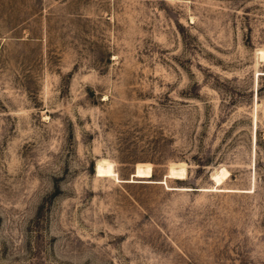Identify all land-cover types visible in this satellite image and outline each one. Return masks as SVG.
<instances>
[{
  "label": "rangeland",
  "instance_id": "rangeland-1",
  "mask_svg": "<svg viewBox=\"0 0 264 264\" xmlns=\"http://www.w3.org/2000/svg\"><path fill=\"white\" fill-rule=\"evenodd\" d=\"M260 48L264 0H0V264H264Z\"/></svg>",
  "mask_w": 264,
  "mask_h": 264
},
{
  "label": "bare ground",
  "instance_id": "bare-ground-1",
  "mask_svg": "<svg viewBox=\"0 0 264 264\" xmlns=\"http://www.w3.org/2000/svg\"><path fill=\"white\" fill-rule=\"evenodd\" d=\"M258 57L260 59L264 60V48H260L258 50ZM180 165L181 166H177L175 164L172 165L170 172L167 175V177H176V178H180V179L185 178L187 167L185 168L184 165H182V164H180ZM96 174H97V176H110V177L115 176V177H118V174L114 168L113 162H110L107 159H102L98 162V164L96 166ZM229 175H230V172L226 168L222 167L220 170L217 169L212 174V180H214L216 184L212 188H208V189L216 190V191L223 190L221 188V185ZM152 177H153L152 165L149 163H139L137 165L136 170H135L133 179L131 178L128 180H123V181H126V182L149 181V182L167 184V180L156 181V180H152ZM135 178H141V179H145V180H136ZM119 180H121V179H119ZM181 189H191V188L190 187H183Z\"/></svg>",
  "mask_w": 264,
  "mask_h": 264
}]
</instances>
